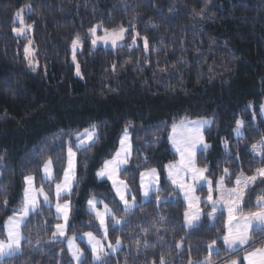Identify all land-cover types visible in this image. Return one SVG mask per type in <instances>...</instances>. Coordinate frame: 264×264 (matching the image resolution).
I'll use <instances>...</instances> for the list:
<instances>
[{
  "label": "trees",
  "instance_id": "obj_1",
  "mask_svg": "<svg viewBox=\"0 0 264 264\" xmlns=\"http://www.w3.org/2000/svg\"><path fill=\"white\" fill-rule=\"evenodd\" d=\"M29 5L25 21L33 27L41 67L36 72L29 70L24 58V41L13 34L16 12ZM205 6L206 12L194 15V10L200 12ZM96 25L112 30L123 26L128 41L136 32L147 37L149 48L145 51L141 44L94 50L88 32ZM77 35L83 43L77 55L81 78L71 61V43ZM262 105L264 0H0V156L6 157L0 166V201H8L0 206V238L12 209L21 207L24 177L31 174L40 182L43 163L52 158L59 181L66 166L67 141L96 124L98 141L76 154L77 182L69 197L71 226L66 238L78 240L93 232L103 240L87 201L94 195L103 202L98 208L107 204L117 218L124 217L111 184L96 172L120 148L123 130L131 121L132 157L120 179L140 201L139 173L156 168L161 189L115 231L107 218L105 246L117 238L122 241L121 250L108 257V264H152L153 260L158 264L161 256L168 264L204 260L209 255L207 245L225 234L227 217L220 212L215 227L209 226L212 221L206 216L199 228L184 226L188 205L164 177V166L176 160L168 139L171 125L185 117L212 119L205 131L210 149L197 156V166L207 167L213 182L229 169L234 174L225 179L233 186L241 171L252 175L264 167L259 157L248 163L251 153L246 151L264 135ZM238 119L245 122L240 137L234 132ZM225 140L232 156L225 154ZM40 149L45 151L41 154ZM43 186L52 193V186ZM259 194H264L260 180L245 197V213L256 210L253 205ZM57 223L54 209L42 205L39 214H31L22 227L31 244L24 241V254L5 264H74L66 242L52 240ZM261 236L264 232L255 233L254 240ZM79 245L85 264H93L90 250L82 242ZM263 246L260 240L247 251ZM216 247L221 251L212 254L213 264H222L230 256L242 259L246 253L224 251L222 239Z\"/></svg>",
  "mask_w": 264,
  "mask_h": 264
},
{
  "label": "snow or ice",
  "instance_id": "obj_2",
  "mask_svg": "<svg viewBox=\"0 0 264 264\" xmlns=\"http://www.w3.org/2000/svg\"><path fill=\"white\" fill-rule=\"evenodd\" d=\"M28 10L31 11V6H28ZM19 10L15 14V22H18L21 27L13 28V31L17 36L26 35L27 31L32 29V25H24V19ZM207 11V6L201 9L200 12H195L194 15L200 16ZM98 28H102V25H97L89 29V34L93 37L91 43L96 46L98 41H103L104 44H108L109 38H111V45L117 46L118 40H123L125 33L128 29L120 26L119 29H113L109 32L108 29H103L104 35L97 36ZM131 28L134 30L135 26ZM139 36V33H136ZM136 36L132 38V44L136 43ZM144 49L148 50L149 44L147 37H143ZM82 43L81 37L77 35L71 43L73 51V61L76 59V50ZM32 40L28 41V45L24 47V57L28 62V66L32 71H36L39 67L38 61L35 60V49L31 47ZM113 65V70H115ZM165 71V69H161ZM76 74L79 76L80 66L76 64ZM261 112L264 113V105L261 106ZM213 123L211 120L199 119L190 120L187 117L173 122L171 125V131L168 139L171 141L176 152L180 156L178 162H170L164 167L167 169L168 179L171 183L181 189L184 193V199L188 203V209L195 208V211L184 212V226L189 230H194L202 226V215L211 219L210 227H215V220L219 219L215 214L220 211L218 205L222 203L227 209V222L225 224L226 232L223 237H217L207 245L209 255L204 260L199 261L198 264H213L211 260L212 254L219 255L221 249L216 247L217 241L222 239L224 245V251L230 252L235 255L239 251H245L247 254L243 258L233 259L231 256L222 262V264H264V247L253 248L248 252L247 248L253 247L254 243H259L260 240H264V236H261L258 240H254V234L264 232V194L256 196V203L253 207L255 211L244 212L243 206L248 203L245 197L252 190V186L256 184L258 180L264 182V167H258L255 169L252 175H246L244 171H241L236 176L234 186L231 188H225V178H230L234 173L229 169L223 170L221 175L215 181V188L213 187V181L209 180L205 173L208 172L207 167L196 166V152L199 148L201 153L207 151L210 147L205 142L204 130L206 127ZM243 120L236 121V127L234 129L237 137L243 136L242 128L244 126ZM129 127H131V121L125 126L123 134L119 140L120 148L115 152L112 159L105 160L102 167L96 172V176L100 179L107 178L111 181L112 187L115 190L116 197L123 203L124 217L117 218L113 210L109 208L107 204H104L103 211L97 210V205L103 203L98 200L94 195L87 201L89 211L95 214V218L99 221L100 229L103 230V240H107L109 233V223L106 222V218H110V224L112 230L115 231L117 226H122L128 223V214L132 213L134 209L141 207L145 202L151 201L152 193L160 192V173L156 168H147L145 171L139 173V191L142 192L143 198L137 201L136 195L132 194L131 188H129L125 180L119 179V173L125 165L129 163L131 159V137L129 134ZM59 139V138H58ZM99 139V133L96 124H90L88 128H85L82 132H76L74 139L69 138L67 141V166L63 169L62 178L57 181L59 172H53V160L48 158L43 163V175L41 180L43 183L51 186L54 184L56 200L55 210L56 219L63 220V223H57L54 225L55 231L52 233V240L55 241L61 237H65L66 229L70 227L69 216L71 212V201L69 197L72 195L73 185L77 182L76 176V154L77 151L90 150ZM63 147V143L60 144ZM225 154L232 156L233 154L228 150V142L224 141ZM76 149V151L73 150ZM44 149H40L41 154ZM246 151L251 153V157L248 163H253L256 158L259 157V162L264 164V135L256 143H253L250 149L246 148ZM31 155L35 158L36 152L32 151ZM5 156H0V166L5 161ZM236 159L239 160V154H236ZM147 160V157H145ZM183 174V175H182ZM191 180L192 183H187V180ZM36 177L29 174L24 177L25 187L23 189V198L21 200V207L12 209L13 215L9 216L4 223L3 231L4 236L0 238V264H5V261L18 258L24 254L23 242L27 241L31 244V239L23 235L21 226L25 224L26 220L31 214H39V210L42 205H46L49 208L52 207V199L49 193L44 190L43 183L39 188L36 187ZM207 185V198L204 201L206 204L211 205V211L204 213L199 208L201 203L200 197L194 195L196 187L203 188ZM219 193V196L214 199L213 192ZM227 193V196L224 193ZM42 197V201L41 198ZM130 197V199H129ZM159 201V196L156 197ZM64 202L61 203L60 201ZM7 200L0 201V206H6ZM223 213L221 212V215ZM163 219V217H161ZM47 225V222H45ZM87 237V244L90 246V252L92 256L93 264H108V257L122 248V241L117 238L115 243L109 242L106 246L101 239L93 234V232H85L83 234ZM77 237L68 239V251L71 253L72 259L76 261V264H85V256L79 247L74 243ZM40 241H37L39 244ZM139 245L141 241L137 240ZM145 247L148 246V241L144 240ZM176 247H182V244H177ZM63 251V250H62ZM127 264V262H125ZM152 264H157V261L153 260ZM158 264H168L163 256L159 258ZM188 264H193V261L189 259Z\"/></svg>",
  "mask_w": 264,
  "mask_h": 264
},
{
  "label": "rangeland",
  "instance_id": "obj_3",
  "mask_svg": "<svg viewBox=\"0 0 264 264\" xmlns=\"http://www.w3.org/2000/svg\"><path fill=\"white\" fill-rule=\"evenodd\" d=\"M22 11H21V15H22V17H23V19H24V25L25 26H27L28 24L26 23V21H25V16L28 14V7H24V8H22L21 9ZM16 18V17H15ZM15 18H14V20H15ZM97 26V25H96ZM19 27H21V25L18 23V22H15L14 23V28H19ZM103 29H106L105 27H103L102 26V28H98V30H97V33H96V35L97 36H103L104 35V31H103ZM127 29V28H126ZM109 30V32H111L112 31V29H108ZM13 34H14V36L16 37V38H18V39H20L21 41H24V46H26V45H28V41L29 40H32L33 41V39H32V35H33V27H32V29L30 30V31H27L26 32V35H22V36H17L16 35V33L13 31ZM88 35L91 37V40L93 39V37L89 34V32H88ZM128 36H129V34H128V32H126L125 33V36H124V39L123 40H118L117 41V46L116 47H113L112 45H111V38H109V42H108V44H104L103 43V41H98V43H97V45L96 46H93L92 45V43H91V47H92V49H98V48H103V49H111V50H115V49H118V48H120V47H122V46H125V45H128L130 48H138L141 44L142 45H144V43H143V39H142V37H140V36H136V32L134 33V35H133V37L134 36H136V43H135V45H133L132 44V38H131V40H129L128 41ZM31 47L33 48V49H35V47H34V42H33V44L31 45ZM83 51V43H81V45H80V47H78V49L76 50V59H75V61H73V51H72V48H71V61H72V63L75 65V75H76V77H78V78H81L82 77V75H77L76 74V64H78V62H77V55L79 54V53H81ZM35 52H36V55H37V51H36V49H35ZM23 55H24V52H23ZM35 55V60L36 61H38L37 60V56ZM25 58V57H24ZM27 64H28V62H27ZM38 64H39V61H38ZM28 68H29V70H31L32 71V69L28 66ZM41 67H40V64H39V67L37 68V70L36 71H38L39 69H40ZM36 71H33V72H36ZM80 73H81V70H80ZM188 119H190V120H199V119H207V118H188ZM207 120H211V121H213L212 119H207ZM213 124V123H212ZM211 124V125H212ZM210 125V126H211ZM210 126H208V127H206L205 128V130H204V138H205V131H206V129H208ZM243 129V128H242ZM169 142H170V146H171V149H172V151L174 152V154H175V156H176V160H174L173 162H178L179 160H180V156H179V154L176 152V150H175V148L173 147V145H172V143H171V141L169 140ZM205 142H206V140H205ZM207 143V142H206ZM209 149H210V147H209ZM208 149V150H209ZM207 150V151H208ZM205 152V151H204ZM201 153V151H200V149L198 148L197 149V152H196V166H197V156L199 155ZM66 166H67V160H66ZM65 166V167H66ZM198 167V166H197ZM43 169V168H42ZM53 172L55 173V169H54V163H53ZM160 173V172H159ZM42 175H43V171H42ZM42 175H41V177H42ZM63 175V174H62ZM183 175V174H182ZM205 176H207V174L205 173ZM35 177V176H34ZM164 177L166 178V181L171 185V187L174 189V190H176L179 194H180V196H181V198L186 202V204L188 205V203H187V201L184 199V193H183V191L181 190V189H179L178 187H176V186H174L172 183H171V181L168 179V173H167V169L165 168L164 169ZM62 178V177H61ZM207 178H208V176H207ZM209 179V178H208ZM209 180H211V179H209ZM57 182H59V181H57ZM161 182H162V179H161V174H160V189H161ZM35 183H36V187L37 188H39L40 186H41V184L43 183V181L41 180L40 182H38L37 181V179H36V181H35ZM187 183H192V181L189 179V180H187ZM47 184V183H46ZM75 184V183H74ZM43 185H44V183H43ZM49 185V184H48ZM52 186V193H51V191H47V189H45L44 188V190L46 191V192H48L49 193V196H50V198L52 199V208L54 209V211H55V215H57L56 214V210H55V203H56V200H55V197H54V193H55V186H54V184H52L51 185ZM224 186H225V188L227 189V188H231V187H233V186H228L227 185V181H226V179H225V182H224ZM213 187L215 188V182H213ZM152 195V194H151ZM194 195L195 196H197V197H200V200H201V203L199 204V208L200 209H202L203 210V212L204 213H207V212H210L211 211V205H208V204H206L204 201H206V198H207V185H205L203 188H201V187H199V186H197L196 187V191H195V193H194ZM224 195L225 196H227V193L225 192L224 193ZM219 196V193H217V192H213V198L214 199H216L217 197ZM143 198V195H141V199ZM41 199V201H42V197L40 198ZM61 203H63L64 201L63 200H61L60 201ZM44 206H46V205H44ZM98 206V205H97ZM218 208L220 209V211H218L215 215L217 216L220 212H224L225 214H226V217H227V209H226V207L224 206V204L222 203L221 205H218ZM88 210H89V206H88ZM97 210H99V211H103V207H102V209H100V208H98L97 207ZM187 211H195V208H193V209H191V210H187ZM92 213V212H91ZM94 216H95V214L94 213H92ZM30 217V216H29ZM29 217H28V219H29ZM203 215H202V217H201V219L203 220ZM27 219V220H28ZM27 220H26V222H27ZM25 222V223H26ZM97 222H98V226H99V230H100V233L103 235V230L102 229H100V225H99V221L97 220ZM106 222H107V218H106ZM60 223H63V220L61 219L60 220ZM69 224H70V216H69ZM24 225H22L21 226V231H22V227H23ZM187 228V227H186ZM68 229V228H67ZM67 229H66V232H67ZM187 230H189L188 228H187ZM59 240H62V241H65L66 242V245H67V248H68V239L66 238V235H65V237H61V238H59ZM103 241H105V240H103ZM79 242H82V243H84L86 246H87V248L90 250V246L87 244V237H85L84 235H82V236H80L79 237V239L77 240V239H75V241H74V243H75V245L77 246V247H79L80 249H81V251L83 252V249L80 247V245H79ZM240 252H242V251H239V252H237L236 254H238V253H240ZM84 253V252H83ZM69 254H70V256H71V253L69 252ZM232 254V253H231ZM233 255V254H232ZM71 259H72V256H71ZM72 261L74 262V264H76V261L75 260H73L72 259ZM193 264H198V262H193Z\"/></svg>",
  "mask_w": 264,
  "mask_h": 264
},
{
  "label": "crops",
  "instance_id": "obj_4",
  "mask_svg": "<svg viewBox=\"0 0 264 264\" xmlns=\"http://www.w3.org/2000/svg\"><path fill=\"white\" fill-rule=\"evenodd\" d=\"M130 137H131V135H130ZM131 146H132V141H131ZM131 157H132V150H131ZM131 160V159H130ZM130 160H129V162H130ZM129 165V163L127 164V165H125L124 166V168L121 170V172L127 167ZM121 172L119 173V179H120V174H121ZM100 179V178H99ZM101 180H103V181H108L110 184H111V186H112V183H111V181H109V180H107V178H104V179H101ZM113 188V187H112ZM114 190V189H113ZM114 192H115V190H114ZM118 198V197H117ZM129 199H130V197H129ZM118 200H119V198H118ZM122 205H123V203L121 202V201H119ZM264 247V246H263ZM252 251V250H251ZM248 252H250V251H248ZM247 253H245L244 255H246ZM245 264H246V262H245Z\"/></svg>",
  "mask_w": 264,
  "mask_h": 264
}]
</instances>
